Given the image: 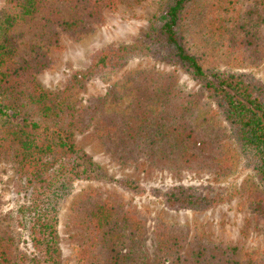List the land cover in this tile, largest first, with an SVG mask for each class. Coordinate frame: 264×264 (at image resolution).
Instances as JSON below:
<instances>
[{
    "label": "trees",
    "instance_id": "obj_1",
    "mask_svg": "<svg viewBox=\"0 0 264 264\" xmlns=\"http://www.w3.org/2000/svg\"><path fill=\"white\" fill-rule=\"evenodd\" d=\"M40 1L6 0L0 8V157L8 155L23 177L19 185L27 197L16 217L25 225L31 247L27 255L11 246L9 236L0 235V264H59L57 205L74 181L109 179L132 194L145 191L132 178H109L74 142V132L101 112L104 96L82 106L71 102L85 81L110 74L139 56L181 66L203 89L212 108L193 103L171 73L138 70L125 88V111L111 120L119 133L116 144L126 159L143 158L157 168H212L220 150L209 133L212 119L208 115L213 113L225 123L242 167L255 176L252 207L264 221V82L246 71L204 70L185 38L194 27L219 40L221 52L248 55L255 47L251 20H260L256 8L261 0L245 6L234 0H161L145 30L129 42L93 50L88 64L70 70L55 90L35 81L36 64L12 60L15 44L9 30L33 17ZM66 1L79 5L80 13L53 20L61 32L81 28L87 19H96L101 9L115 5V0ZM58 30L51 28L48 33L55 37ZM148 191L173 210H202L224 198L210 184H177ZM76 207L91 226L94 249V256H86L82 249L79 264H147L133 251L145 231V220L138 211L122 209L94 194L80 198ZM151 236L156 255L149 264H264L234 244L190 240L185 226L176 223L155 220Z\"/></svg>",
    "mask_w": 264,
    "mask_h": 264
},
{
    "label": "rangeland",
    "instance_id": "obj_2",
    "mask_svg": "<svg viewBox=\"0 0 264 264\" xmlns=\"http://www.w3.org/2000/svg\"><path fill=\"white\" fill-rule=\"evenodd\" d=\"M5 1L0 0V8L6 5ZM234 1L242 6L248 5L250 1L252 4V0ZM160 2L115 0L114 7L101 9L98 17L87 19L83 27L61 32L53 20L77 15L80 6L66 0H41L33 17L13 25L9 30L15 44L12 60L15 63L27 60L36 64L33 65L35 81L44 88L58 89L70 70L88 64L93 50L108 44L129 42L145 30ZM260 4L256 8L260 20L257 22L253 17L251 20L255 47L248 55L221 52L217 48L219 40L210 39L194 27L189 33L185 31L186 45L198 57L204 70L224 68L246 71L264 82V0ZM51 28L58 30L55 37L48 33ZM140 69L171 73L174 80L189 93L193 103L200 104L201 108H212L203 89L181 66L146 56L130 58L112 73L92 77L82 84L71 98L75 107L102 96L105 102L101 112L98 111L81 131L74 132L75 144L86 151L109 178H132L145 191L132 194L109 179L74 181L70 191L59 199L57 205L59 264H79L78 254L82 249L86 251V256H94L91 226L83 211L76 207L78 200L88 194L141 214L145 220V231L133 251L147 264L156 255L151 236L155 220L185 226L190 240L201 238L221 244H234L242 252L264 263V221L255 215L252 207L253 194L257 189L256 179L242 167L234 141L218 116L210 112L208 115L212 119L209 133L220 145L219 155L212 168H157L143 158L126 159L123 148L119 142L116 144V135L119 133L114 130L111 120L120 111H125V88ZM22 180L10 157H0V235L9 236L12 239L11 246L28 255L31 247L27 230L16 217L18 206L25 203L27 197V191H23L19 185ZM177 184H210L220 189L224 198L222 202L202 210H173L165 207L158 196L148 191L150 188L163 190Z\"/></svg>",
    "mask_w": 264,
    "mask_h": 264
}]
</instances>
